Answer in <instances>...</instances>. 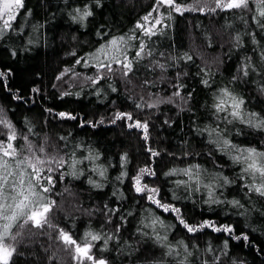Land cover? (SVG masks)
Here are the masks:
<instances>
[{
  "label": "snow or ice",
  "instance_id": "1",
  "mask_svg": "<svg viewBox=\"0 0 264 264\" xmlns=\"http://www.w3.org/2000/svg\"><path fill=\"white\" fill-rule=\"evenodd\" d=\"M103 7L104 0H75L67 15L71 21L87 29L90 21L95 20L97 10ZM218 11H235L239 14L238 18L243 21L245 28L235 33L232 45L237 50L242 49L247 36L255 46L252 52L258 58L254 60L253 55H243L236 74L230 77L229 82L214 88V74L207 64L202 67L195 65L194 56L188 51L181 54L170 53L163 49L160 38L167 37L174 30L177 14L183 16L185 12ZM21 15L25 24L28 17L33 15V9L26 6L25 0H0V39L12 32L17 35L24 33V26L17 22V17ZM50 15L55 18V13ZM44 23L47 24L48 21ZM32 27L36 31V26ZM208 35V44L211 45L212 40ZM95 36L99 39L92 50L79 54L73 48L66 53L74 57L73 65H65L57 74L56 80L71 73L77 79L82 78L83 83L90 88L94 87L97 97H107L109 93L119 95L121 88L115 85L117 81H121L125 85V99L132 102L131 108L116 106V101L113 100L112 110L107 115H98L96 119H88L83 115L78 117L74 112L66 110L57 112L54 108L46 111L77 121L81 126L87 124L96 128L104 124L120 123L127 129H135L144 141L149 161L137 167L134 175H130L127 170L130 162L127 151L121 152L115 163L112 160L103 162L104 153L83 142L71 147L64 143L62 149L49 151L47 137L40 143L30 139L29 134H25L26 131L30 132V128L18 127L9 116L11 110L0 106V264H15L17 257L27 256L29 246L40 236L68 249L74 264H111L109 257L97 253H103L111 247L117 254L126 251L128 256H132L139 250V245L146 241L154 242L162 249V253L160 257L145 261V264H224L225 258L228 264H247L245 260L231 255L233 240L240 242L242 246L252 247L264 256V240L257 244L256 238L249 234L251 228L247 231L238 230L235 223L229 222L227 215L217 220L215 211L211 215L202 213L203 219L193 221L186 217L183 205L186 199H191L195 204V193H201L200 203L207 205L210 210L213 205L224 206L226 214L232 209L237 215L256 212L258 216L264 217V203L257 208V203L264 201V140L260 141L259 146L240 144L232 138L229 131L231 126L236 135H243L241 128L236 126L242 124L264 134V107L259 111L249 108L246 97L236 88L238 83L256 77L249 82H255L258 90L264 94V0H153L148 10L126 32L114 29L105 22L97 24ZM71 39L75 41L78 37L73 35ZM27 43L32 45L37 41L29 37ZM25 50L31 49L25 46ZM17 54V49L12 48L11 55L15 57ZM182 62H192L198 68L194 76L199 78V85L210 90V105L207 101L201 105L195 99L194 94L198 93L186 80L191 74ZM76 65L89 71L78 72ZM169 69H174L172 74H169ZM141 73L146 75L140 78ZM153 75H156L155 79L151 78ZM14 76L12 68L0 69V88L14 99L23 101L25 96L21 87L12 84ZM128 85L132 87L129 88ZM136 88L140 91H135ZM31 92L40 93L41 89L33 86ZM73 94L80 96L83 91L62 93L63 96ZM162 105L175 106L177 115L191 113L190 130L195 129L201 135L206 133L214 151L226 155L238 168L235 175L225 174L224 166L218 160H214L213 165L214 169L219 170L213 171L198 162L171 167L163 172L165 177L184 178L172 181L174 187L171 199H165L161 195V186L154 182L160 175L156 160L162 153L173 154L168 153L167 149L154 146L150 135L152 121L147 116L143 119L140 116L146 109L159 112ZM198 106L203 107L212 117L203 127L196 115ZM25 121L30 125L27 118ZM176 122L169 116L163 117V123L169 126ZM60 139L68 141L66 136ZM182 155L189 157L193 153L184 152ZM195 155L198 156L199 153ZM207 156L212 158L213 152H208ZM116 164L120 166L119 174L115 177L116 183L127 180L131 191L155 206L146 209L147 215L140 220L141 226L135 229L140 238L135 244L131 241L121 243V232L134 213L124 208L123 202L127 196L117 187L111 193L116 199L111 203L103 202L98 210H89L90 215L97 211L102 213L105 222L110 225L115 220L114 230L96 231L89 228L78 239L72 230L75 218L70 217L72 227H64L56 222V214L60 210L57 185L69 176L73 179L86 176L91 188L105 189L109 186V169ZM230 187L240 191L244 197L243 202L229 193ZM63 191L68 192V187ZM179 191L186 195H178ZM156 209L171 214L176 224L182 226L186 233L192 234V240L198 235L207 234V230L226 234L227 238L219 246H214L209 241L203 248L199 243L189 240L172 241L169 234L175 225L167 223ZM45 251L48 249L45 248ZM48 259L51 262L54 256Z\"/></svg>",
  "mask_w": 264,
  "mask_h": 264
},
{
  "label": "trees",
  "instance_id": "2",
  "mask_svg": "<svg viewBox=\"0 0 264 264\" xmlns=\"http://www.w3.org/2000/svg\"><path fill=\"white\" fill-rule=\"evenodd\" d=\"M74 2L75 0H25L26 6L33 9V15L28 17L26 24L23 15L17 17V22L25 28L24 33L17 35L12 32L6 38L0 39V69H13L15 76L12 84L21 87L25 100H16L13 96L8 95L6 90L0 88V106L11 110L9 116L18 127L30 128V132H25V134H29L30 139L40 143L47 137L49 151L62 149L64 143H68L71 147L76 143L83 142L103 152V162L112 160L114 163L121 152L127 151L130 159L127 170L130 175H134L137 167L149 161L144 141L138 135L137 130L127 129L120 123L116 125L104 124L96 128L87 124L81 126L77 121L61 118L49 113L46 109L54 108L57 112L66 110L74 112L78 117L83 115L88 119H96L98 115H107L112 110L111 101L113 100L116 101V106L124 109L131 108L132 102L125 99L123 91L125 85L121 81H117L115 85L121 88L119 95L109 93L107 97H97L95 88H90L84 84L82 78L77 79L69 73L57 81L56 76L65 65H73L74 57L66 55V53L75 48L79 54H83V52L92 50L96 45L99 39L95 36L98 23L106 22L114 29L126 32L148 10L153 0H104V7L97 10L95 20L90 21L87 29L81 28L67 15ZM51 13H55V18L50 15ZM238 15L235 11L185 12L183 16L177 14L174 30L167 37L160 38L161 45L163 49L172 54H181L184 51L193 54L195 65L202 67L207 64L216 81L213 87H220L221 84H227L230 77L236 74L237 66L243 55H253L254 60L258 58L253 54L252 49L255 46L247 36L242 49L237 50L232 45L235 33L245 28ZM45 21L48 23L45 24ZM33 25L36 26V31L33 30ZM208 34L212 40L211 45L208 44ZM73 35L77 36L78 39L72 40ZM29 37L36 40L37 43L28 45ZM25 46L31 50H25ZM12 48L17 49L18 54L15 57L11 55ZM182 64L188 67L191 74L186 80L190 86L196 88L198 95L194 94L195 99L201 105L205 101L210 105V90L199 85V78L194 76L198 68L193 66L192 62H182ZM75 69L78 72L89 71L81 65H76ZM173 71L174 69H169V74H172ZM158 74L157 72L156 75ZM144 75L146 73H141L140 78H143ZM156 75L151 78L155 79ZM255 79L256 77H250L249 81ZM249 81L238 83L236 88L246 97L247 106L259 111L264 107V94L258 90L255 82ZM137 83H139V79H137ZM33 86L40 87L41 92L32 93L31 88ZM128 87L131 88L132 85H128ZM81 90L83 94L80 96L62 95L65 91L75 93ZM135 91L139 92L140 89L136 88ZM152 91L155 92L157 89H152ZM191 115V113L177 115L173 105H162L159 112L146 109L140 113L142 119L147 116L152 121L150 135L154 146L167 149L168 153L173 154L162 153L156 160L157 171L160 175L154 182L161 186V195L165 199H171L174 187L172 181L184 178L183 176L165 177L163 172L171 167H183L188 163L198 162L205 165L209 171H213L219 170L214 169L213 165V161L218 160L224 166L225 174L234 176L235 172L238 171V168L231 163L226 155L214 151L206 133L201 135L195 129L190 130L189 117ZM196 115L199 117L201 127L212 119L210 113H207L203 107L198 106ZM164 116L175 119L176 124L171 126L164 124ZM25 118L30 121V125L26 123ZM236 126L240 127L244 133L243 135H236L229 126L232 138L237 143L259 146L260 141L264 140V134L258 131L242 124ZM65 136L68 137V141L60 139ZM184 152H191L193 156L184 157L182 155ZM208 152H213L212 158L207 156ZM195 153H199V155L196 156ZM119 171V164L109 169V186L102 190L91 188L87 183L86 176L80 179H73L69 176L65 181L58 184L56 191L60 194L57 196L60 210L56 214V222L64 227H72L70 217L75 218V226L72 230L78 239L89 228L96 231L114 230L115 220L110 225L105 222V216L102 213L97 211L90 215L89 210L100 209L105 201L111 203L113 199H116L111 194L112 190L119 187L127 196L123 202L124 208H128L134 213L128 218V224L124 226V230L121 232V243L131 241L135 244L140 238L135 231L136 227L141 226L140 220L147 215L146 209L155 206L150 205L149 202L131 191L127 180L117 184L115 177ZM65 187H68V192L63 191ZM229 193L241 199L242 202L244 201L240 191L234 187L229 188ZM178 195L185 196L186 193L179 191ZM195 196L197 197L195 204L191 199L183 201L186 217L193 221L199 220L204 218L202 213L211 215V212L215 211L217 220L227 215L229 222L235 223L238 230L247 231L251 228L252 231L249 234L256 238L257 244L264 240V217L258 216L256 212L249 215H237L236 211L232 209H229L226 214L224 206L213 205L210 210L207 205L200 203L201 193H195ZM261 203L264 201L257 203V208ZM156 211L164 216L167 223L175 225L174 230L169 234L172 241L189 240L199 243L203 248L209 241L214 246H219L227 238L226 234L221 235L207 230V234L198 235L195 240H192V234L186 233L182 226L176 224L171 214L163 213L159 209ZM45 248L48 249L47 252ZM161 253L162 249L158 245L152 241H146L139 245V250L132 256H128L126 251L117 254L111 247L103 253L98 252L97 254L109 257L111 264H133V261L135 264H145V261L160 257ZM231 255L245 260L247 264H264V256H261L252 247L242 246L240 242L234 240L231 242ZM51 256H54V259L49 262L48 258ZM68 258H72L68 249L54 244L45 236H40L36 238L33 245L29 246L28 255L17 257L15 264H58L56 259L68 262ZM224 264H228L227 258H225Z\"/></svg>",
  "mask_w": 264,
  "mask_h": 264
},
{
  "label": "rangeland",
  "instance_id": "3",
  "mask_svg": "<svg viewBox=\"0 0 264 264\" xmlns=\"http://www.w3.org/2000/svg\"><path fill=\"white\" fill-rule=\"evenodd\" d=\"M68 259H69L68 262H67V261L64 262V261L61 260V259H56V260L58 261V264H67V263H68V264H69V263H70V264H71V263L74 264L73 258H68Z\"/></svg>",
  "mask_w": 264,
  "mask_h": 264
}]
</instances>
